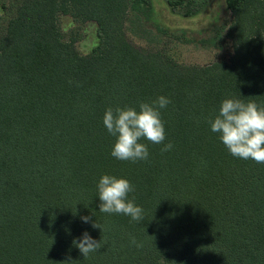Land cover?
Wrapping results in <instances>:
<instances>
[{
  "label": "trees",
  "instance_id": "1",
  "mask_svg": "<svg viewBox=\"0 0 264 264\" xmlns=\"http://www.w3.org/2000/svg\"><path fill=\"white\" fill-rule=\"evenodd\" d=\"M164 1L193 17L209 0ZM224 4L196 39L155 22L151 0H0V264H264V164L233 157L208 123L226 98L264 107V0ZM87 23L97 41L82 53ZM133 23L154 41L134 42ZM178 42L231 51L187 64ZM158 96L165 140L139 141L147 160L112 157L106 109ZM102 175L133 185L141 221L99 211ZM84 232L101 244L87 257Z\"/></svg>",
  "mask_w": 264,
  "mask_h": 264
},
{
  "label": "clouds",
  "instance_id": "2",
  "mask_svg": "<svg viewBox=\"0 0 264 264\" xmlns=\"http://www.w3.org/2000/svg\"><path fill=\"white\" fill-rule=\"evenodd\" d=\"M171 101L158 96L151 103L141 102L139 110L135 108L106 109L103 115V125L107 132L115 137L110 155L117 160L137 162L147 160L148 148L140 140L152 144H161L165 140L164 125L160 118V110L167 107ZM210 130L218 134V139L229 153L236 158L252 160L264 164V107L254 101L245 103L241 99L226 98L221 101L214 118L209 119ZM172 148L171 143L161 149L167 152ZM134 191L133 185L125 178L102 175L97 183L99 211L107 214H122L133 221L143 219V210L128 199V194ZM89 222V217H81ZM93 227L99 228L94 222ZM130 243L141 247L133 237ZM73 244L83 257L97 252L101 247L100 241L94 240L84 232L79 241Z\"/></svg>",
  "mask_w": 264,
  "mask_h": 264
},
{
  "label": "rangeland",
  "instance_id": "3",
  "mask_svg": "<svg viewBox=\"0 0 264 264\" xmlns=\"http://www.w3.org/2000/svg\"><path fill=\"white\" fill-rule=\"evenodd\" d=\"M154 7V20L170 29H183L187 34L196 39L206 36L209 27L229 17L224 0H209L207 6L193 17H183L170 11L164 0H151ZM76 24L68 16L61 18L64 31ZM132 40L138 44L146 45L154 41V35L148 32V26L133 23L129 26ZM96 29L93 23L83 26L82 36L76 43L82 53H87L96 43ZM231 51L229 43L222 47H208L197 43L178 42L173 52L180 62L187 64H205L216 59L225 58Z\"/></svg>",
  "mask_w": 264,
  "mask_h": 264
}]
</instances>
